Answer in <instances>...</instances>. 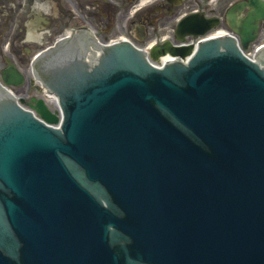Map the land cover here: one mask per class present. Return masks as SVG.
<instances>
[{"label": "water", "instance_id": "water-1", "mask_svg": "<svg viewBox=\"0 0 264 264\" xmlns=\"http://www.w3.org/2000/svg\"><path fill=\"white\" fill-rule=\"evenodd\" d=\"M8 75V77H7ZM7 75L4 73L6 82H12L15 73L11 71ZM15 82V81H14ZM120 80H116L114 84H120ZM237 83V82H236ZM236 83H229L225 88L222 80H215L209 85L198 89L193 93V97L199 102L206 100L208 96L215 95L221 91L235 86ZM100 85L94 92L100 96L111 93L113 85ZM243 98L229 97V102L237 104L240 101H251L254 98H263L264 92L255 83L254 85H239L236 87ZM38 110L44 117L51 116L38 105ZM99 113L97 106L89 105L77 112L71 126L79 125L84 139L92 131V117ZM229 131H233L231 127H227ZM74 128L73 131H75ZM211 128L208 127L207 131ZM235 161V160H234ZM235 163V162H234ZM233 166V165H232ZM36 170V171H35ZM237 171V168H234ZM246 175L245 172H243ZM0 175L8 184L15 187L16 201L5 200V207L8 212L9 220L14 229H17L22 239H25L31 249L25 244L28 258L31 256L35 264H48V218L54 220L57 217V210L53 214L48 215V208L56 205L57 208L63 209L64 198L61 191L62 184L59 179L53 177L48 178V136L43 130L35 127L30 129H15L0 144ZM252 182L255 186L264 184V179L256 176L254 168L252 169ZM65 207V206H64ZM256 243L255 247L259 251L261 260L253 258L257 264L264 263V243ZM54 256L59 259L62 256L54 247H49ZM244 251L252 257L254 246H245ZM30 254V255H29ZM11 263L10 261H7ZM27 264H31L27 261Z\"/></svg>", "mask_w": 264, "mask_h": 264}, {"label": "rangeland", "instance_id": "rangeland-1", "mask_svg": "<svg viewBox=\"0 0 264 264\" xmlns=\"http://www.w3.org/2000/svg\"><path fill=\"white\" fill-rule=\"evenodd\" d=\"M14 6L16 5L17 8L21 11V12H26L29 11V8L27 6H25V0H9ZM186 1V0H182V3ZM64 6L65 9L68 10V12L66 13L67 15H69V18H61V20L57 23V29H53L50 31V33L48 34V36L53 37L56 31H60L63 30L64 27H66L69 23V25L71 24H76L79 22V17H81L83 14H81L76 6L70 1V0H62L61 1ZM119 4L121 5L120 8H117L115 13L113 15H111L110 17L107 18L108 20V26L105 28L104 26H102V24L104 23V17L99 15V21H95L94 18H92V20H94L99 28L101 29V32L104 34V39H109V38H113L116 37L117 35L121 34V33H128L129 32V25L125 22V16L124 14L128 12L130 6L136 2L139 3L141 2V0H118ZM182 4H180L181 6ZM179 6V5H178ZM27 8V9H26ZM194 7H186V8H181L179 10H176V7H173L171 11H161L160 13H158L155 18L157 19L156 22H154V25L156 26V30L158 28L157 31H155L154 33H156V37L158 39L162 38L164 35H166L169 30L170 32H173V28H174V22H167L166 26L164 27L163 25H160V21L164 20V17L167 15H171L174 13H181L182 11H186L189 9H192ZM10 18V13L9 11H7L6 13L0 15V21L3 24H6V20H7V24L9 25L10 28V23H8V20ZM110 19H112V23L110 26ZM103 22V23H102ZM169 29V30H168ZM3 33V34H2ZM8 33V32H7ZM5 32V30H0V58L1 60H3L4 57L6 58H11L14 61V56L15 54H13L12 52L17 53L16 51L19 49H16V51L12 48V44H9V48L11 49V53L12 56L10 57V51H8V35ZM152 33V30L151 32ZM165 33V34H164ZM164 34V35H163ZM148 28H146V30L144 31V35L142 37V39L140 40L141 43H143L147 38H148ZM259 38L260 39H264V31H262V29H260L259 32ZM27 47L31 46L30 42L26 43ZM25 61H26V56H25ZM18 62V60H17ZM21 65V63H20ZM4 65H0V67H2ZM23 70V71H22ZM21 72L24 74L23 76V81L20 83V85H18L16 88L17 92H21V93H25V88H26V80L24 81V77L26 78L28 71H26V66H24L22 68ZM35 87V85H34ZM34 87H32V89L29 92V95L31 96L32 93H37L34 90ZM40 95V93H38ZM37 96V95H34ZM40 97V96H37ZM48 110V107H47Z\"/></svg>", "mask_w": 264, "mask_h": 264}, {"label": "flooded vegetation", "instance_id": "flooded-vegetation-1", "mask_svg": "<svg viewBox=\"0 0 264 264\" xmlns=\"http://www.w3.org/2000/svg\"><path fill=\"white\" fill-rule=\"evenodd\" d=\"M41 1L43 0H25V6L29 8V11L21 12L17 8V6L16 5L14 6L9 0H0V15L9 11L10 13L9 22H11L10 28L11 30H13V28L15 27V32L17 34L22 30H25L27 27L31 28V26L32 27L37 26L39 29L41 27L47 26L48 22L52 21L55 18V16L52 14H49L48 16V10L45 11L44 13H41L40 16L38 13L33 12L32 9L33 5L36 2H41ZM52 1L55 2V7L58 8V3L60 0H52ZM46 2L48 3V0ZM62 10H65V8H63ZM64 13L65 11H63V14ZM27 21H31V24L29 25L25 24ZM16 38L19 39L20 35H18Z\"/></svg>", "mask_w": 264, "mask_h": 264}, {"label": "bare ground", "instance_id": "bare-ground-1", "mask_svg": "<svg viewBox=\"0 0 264 264\" xmlns=\"http://www.w3.org/2000/svg\"><path fill=\"white\" fill-rule=\"evenodd\" d=\"M142 1L146 2V0H142ZM222 31H223V30H219L218 33L222 32ZM170 55H171V54H170V51H168V52H166L165 54H163V55L161 56L160 60L167 59V58L171 57Z\"/></svg>", "mask_w": 264, "mask_h": 264}]
</instances>
